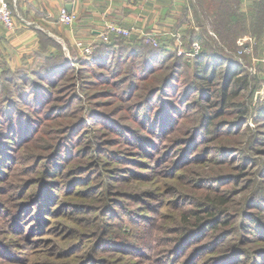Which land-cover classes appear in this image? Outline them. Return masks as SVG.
<instances>
[{"label":"rangeland","instance_id":"rangeland-1","mask_svg":"<svg viewBox=\"0 0 264 264\" xmlns=\"http://www.w3.org/2000/svg\"><path fill=\"white\" fill-rule=\"evenodd\" d=\"M27 22L29 28L40 26ZM201 24L196 33H204L214 47H220L207 21L202 19ZM181 32L172 31L168 40L176 34L183 37ZM154 37L157 43L163 39ZM249 43H236L230 55L240 59L249 75H256L258 65L264 67V58L254 57ZM243 46L252 53L240 55ZM167 48L184 57L190 51L176 41ZM63 53L74 55L65 48ZM186 58L185 63L190 62L191 57ZM79 67L58 78L51 93L36 97L41 99L36 107L24 106V114L36 123L30 140L10 144L5 155L6 175L0 180V264H264V204L252 210L258 212L253 219L259 222L245 219L250 197L261 195L264 125H256L251 108L264 100L260 95L264 82L255 97L253 93L238 99L250 108L239 128L210 132L187 108L176 121L179 127L168 128L165 137L161 126H157L160 131L156 123L151 128L150 119L143 117L153 115L154 109L143 108L134 118L139 101L117 98L127 82L116 90L104 83L106 79ZM158 74L151 78L156 80ZM192 98L182 94L180 101ZM227 110L229 114L217 123L236 118L237 108ZM191 127L197 128L192 140L186 136ZM254 134L259 136L251 144ZM250 147L259 162L254 168L246 166L253 156L242 159ZM44 156L45 165L44 159L38 162ZM225 193L228 203L222 209L228 224L177 244L181 227L192 221L184 215L194 212L197 202Z\"/></svg>","mask_w":264,"mask_h":264},{"label":"trees","instance_id":"trees-1","mask_svg":"<svg viewBox=\"0 0 264 264\" xmlns=\"http://www.w3.org/2000/svg\"><path fill=\"white\" fill-rule=\"evenodd\" d=\"M196 1V9L193 8L192 14L198 22V28H201L202 19L206 20L211 31L216 34L220 47H214L209 38H205L204 33H196L199 29L194 31L189 26L181 32L183 33V37L180 35L181 42L184 48L189 50L191 43L197 41L200 52L196 56H190L191 60L188 63L184 60L188 57L187 55L186 57L177 55L175 48L172 51L167 48V45L174 44L177 34L171 40L159 38V45L155 47L146 43L143 38L116 36L108 43L93 46L90 56H78V53L75 54L76 52L72 50L74 55L70 54V57H67L57 42L39 32V46L32 53L31 61L13 68L5 57L0 55V180L6 175L5 155H9L10 144L28 137L30 140V134L36 123L35 119L24 114V106L35 105L36 107L38 102H41V97L52 92L50 88L56 86L54 82L65 76L75 65L80 66L81 70H90L96 78L106 79L104 83L116 90H121L122 85L127 82L124 91L116 95L117 98L122 101L135 99L139 101L136 102L138 116L134 114V118H139L143 108L154 109L153 115L144 114L143 117L150 119L151 128L155 126V123L156 128L161 126V132H165V137L167 130L179 127L180 124H176V121L187 108H192L198 114L200 124L210 132L219 127L224 130L242 126L245 123L244 118L250 113V108L247 102L238 103V99L244 98L245 94L246 97L253 96V93L255 97L258 87L264 82V67L258 65L256 75H249L241 62L230 54L236 48V40L242 34L250 35L256 40L261 39L264 34V0H257L247 14L240 11L238 13L235 10L240 0H231V4L230 0ZM187 23L185 10L180 13L173 31L176 33L179 27ZM168 61L172 64L167 65ZM159 71L158 76L161 75L159 79L158 76L156 80L151 78ZM186 77L188 80L184 81ZM151 79L154 83H147ZM139 81L146 83L136 86L135 83ZM106 93L107 91L102 95ZM182 94L184 97L185 94L189 98L193 97L191 102L180 101ZM176 97H178L177 100H174ZM233 108H237L233 114L236 118L217 123L221 116L229 114L227 109ZM251 109L256 125H264V100L256 102ZM196 132L197 128L191 127L186 136L192 140ZM257 136L259 135H252L251 144L255 142ZM188 142L190 141H184V143L181 141V144ZM254 150V148L247 149L248 152L242 159L251 158L256 154ZM44 158L45 156L39 157L38 162ZM253 159L254 161H249L250 165L246 166L252 168L258 166L257 159L254 156ZM46 160L44 159V165ZM261 165L259 185L262 196L255 193L253 197L251 196L252 198L250 197L249 207L246 209L248 215L245 217L255 223L259 222L253 219L254 214L258 212L252 213V210L259 209L261 204H264L262 194L264 192V162ZM254 173L257 174L256 171ZM237 175L234 174V176ZM219 190L226 192L220 188ZM216 197H218L217 194ZM226 197L225 193L217 199H203L197 202L198 208L191 213L184 210L188 211L184 218L188 216L192 221L181 227L177 244L206 229L216 232L220 230L221 225L228 224L229 218L226 219L227 213L222 209V205L228 203ZM202 209L206 212H198ZM8 214L12 217V213L8 211ZM200 215L204 217H198ZM239 227L243 229L242 222ZM223 238L219 240L223 241Z\"/></svg>","mask_w":264,"mask_h":264},{"label":"crops","instance_id":"crops-1","mask_svg":"<svg viewBox=\"0 0 264 264\" xmlns=\"http://www.w3.org/2000/svg\"><path fill=\"white\" fill-rule=\"evenodd\" d=\"M12 7V14L16 21H31L36 26L29 28L22 23L15 31H8L0 27V55L4 56L12 67H20L31 61L38 46V33L57 42L66 52H78L75 43L81 41L93 46L108 43L115 35L107 40L99 38L98 32L104 30L108 23L131 29L132 38L152 34L167 39L175 28L180 13L187 11V24L179 27L186 30L190 26L197 31L198 22L192 14L196 9V0H6ZM257 0H240L236 11L247 14ZM231 4V0H230ZM67 9V7H69ZM61 8L74 13L75 21L72 25L61 24L57 14ZM39 30V31H38ZM211 34V33H210ZM254 37L240 35L236 43H249L254 57L262 61L264 58V34L260 40L254 42ZM252 42L254 44L251 47ZM250 49V50H251ZM252 50L250 51V54ZM69 56V55H68ZM83 57V56H82ZM264 65V64H263Z\"/></svg>","mask_w":264,"mask_h":264},{"label":"built area","instance_id":"built-area-1","mask_svg":"<svg viewBox=\"0 0 264 264\" xmlns=\"http://www.w3.org/2000/svg\"><path fill=\"white\" fill-rule=\"evenodd\" d=\"M57 19L61 24H64L67 26L72 25L74 23V21L76 20L74 13H72L70 11L68 12L66 10V8H61L59 10V12L57 14ZM19 20L25 26L30 25V23L27 22L26 20H23L21 18ZM18 24H19V21L18 22L15 21V18L12 14L11 5L6 0H0V27L3 26L8 31H15L18 29ZM130 34H131V29L119 26L115 23L106 24L104 30L98 32L99 38H101L103 41L107 40L110 35H115V36H120V37L121 36L129 37V36H131ZM175 37H176L177 44L180 45L181 44L180 34H177ZM141 38H143L146 43H150L154 47L158 44L157 39L154 37V35H148V34L145 35L144 34V35H142ZM240 44L242 45V42H240ZM75 46L78 50V53H80V55L83 57H87V56H90L92 54L91 52L93 50V45L90 43L85 44L81 41H77L75 43ZM243 47L244 48L242 50H240V55L242 53H249L250 52V49L246 48L245 46H243ZM199 52H200L199 43L197 41H193L191 43L190 51L186 55L188 57L196 56L197 54H199ZM178 54L180 55V54H182V52H179ZM236 59H238V58H236ZM238 60H240V59H238ZM260 95L263 96L264 93L261 92ZM261 98L264 99V97H261Z\"/></svg>","mask_w":264,"mask_h":264},{"label":"water","instance_id":"water-1","mask_svg":"<svg viewBox=\"0 0 264 264\" xmlns=\"http://www.w3.org/2000/svg\"><path fill=\"white\" fill-rule=\"evenodd\" d=\"M70 8V6L69 7H67V9H69Z\"/></svg>","mask_w":264,"mask_h":264}]
</instances>
